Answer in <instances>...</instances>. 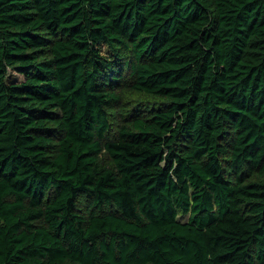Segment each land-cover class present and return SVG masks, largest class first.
I'll list each match as a JSON object with an SVG mask.
<instances>
[{
	"label": "trees",
	"instance_id": "trees-1",
	"mask_svg": "<svg viewBox=\"0 0 264 264\" xmlns=\"http://www.w3.org/2000/svg\"><path fill=\"white\" fill-rule=\"evenodd\" d=\"M67 262L264 264V0H0V264Z\"/></svg>",
	"mask_w": 264,
	"mask_h": 264
},
{
	"label": "rangeland",
	"instance_id": "rangeland-1",
	"mask_svg": "<svg viewBox=\"0 0 264 264\" xmlns=\"http://www.w3.org/2000/svg\"><path fill=\"white\" fill-rule=\"evenodd\" d=\"M103 53H108V49L104 48L103 46L101 47ZM22 78V75L13 71V70H9L8 72V79L10 80H19ZM125 97L124 99L127 100V102H131L132 104L136 103L137 105H147L149 104L151 101L154 100H160V97H156L155 95H151V94H142V93H136V92H130L127 91L124 93ZM108 111H109V117H110V122H111V128L114 130L117 128V126L119 124H121L124 121V117H123V112H125V110L122 109L121 106H112V107H108ZM100 158L102 159V161L105 164H110V158L102 153ZM227 161H224V166L225 169L227 171V174L229 175V168L227 166ZM65 264H74V263H70L67 262Z\"/></svg>",
	"mask_w": 264,
	"mask_h": 264
}]
</instances>
